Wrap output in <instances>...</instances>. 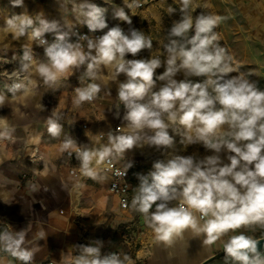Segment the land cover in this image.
I'll use <instances>...</instances> for the list:
<instances>
[{
  "label": "clouds",
  "instance_id": "9594fccd",
  "mask_svg": "<svg viewBox=\"0 0 264 264\" xmlns=\"http://www.w3.org/2000/svg\"><path fill=\"white\" fill-rule=\"evenodd\" d=\"M59 2L63 24L43 14L32 17L26 12L5 20L4 29L16 40L30 36L44 52L38 58L32 47L22 44V55L6 60H18L19 67L7 73L12 82L5 88L11 98L0 91V107L18 96L35 97L34 75L44 87L54 89L63 76L82 66L84 76L95 80L101 66L114 65L115 76L124 77L118 83L117 95L125 109L127 132L109 133V144L100 149L64 139L61 151L71 157L75 150L83 175L100 179L92 167L94 159L100 163L122 157L134 147H154L164 150L166 159L154 162L147 174H136L139 184L131 203L159 241L171 245L191 229L196 236H203L204 244L213 245L229 232L253 225L264 227V89L233 66L232 56L219 43L215 29L225 18L205 12L193 16L192 0H179L180 18L167 33L165 59H137L142 50L151 51L153 41L132 27V19L123 7L115 8L114 18L129 25L127 32L119 25L108 28L107 9L89 0ZM133 2L141 7L138 0ZM10 3L13 7L24 6V0ZM69 5L75 23L67 19ZM168 11L170 15L177 12L171 7ZM77 23L86 25L92 33L106 28L108 31L100 36L81 35L73 31ZM46 33L55 35L54 42L45 39ZM129 55L133 58H127ZM162 66L165 70L156 75ZM180 73L184 78L178 80ZM191 77L204 79L193 82ZM157 81L163 82L158 89ZM100 91L96 83L76 87L74 103L80 106L92 102ZM37 107L45 110L41 103ZM116 115L119 117V110ZM60 119L53 112L46 121L47 132L53 138H59L63 131ZM170 130L180 137L182 145L200 144L212 154L201 158L167 152L176 142ZM14 131L10 127L0 129V140L14 139ZM132 166L129 161L127 170ZM126 174L116 172L118 176ZM37 190L33 185V191ZM26 236V229L14 232L10 225L0 229V250L22 264H31L34 253L24 246ZM38 236L46 239L43 231ZM260 241L244 231L231 235L223 244L225 264H264L258 251ZM102 246L100 240L76 245L79 254L73 256L72 264H126L130 259L120 253L102 256Z\"/></svg>",
  "mask_w": 264,
  "mask_h": 264
},
{
  "label": "crops",
  "instance_id": "0c3cea01",
  "mask_svg": "<svg viewBox=\"0 0 264 264\" xmlns=\"http://www.w3.org/2000/svg\"><path fill=\"white\" fill-rule=\"evenodd\" d=\"M151 1L146 0L142 7H136L131 0H89L107 9L108 28L119 25L126 31L129 25L114 18L115 8H124L132 19L133 27L136 15H146L150 8V5H146ZM125 4L132 7L128 9ZM68 8L67 19L75 23L70 13L71 5ZM25 12L32 17L43 14L45 18L63 24L59 0H24L23 7H13L10 0H0V91L5 92L9 99L11 94L6 91L7 81L2 78L1 72L3 69L19 67V61L8 64L6 60L13 55L19 58L22 44L32 47L34 53L35 47L30 36L16 40L3 26L7 17ZM259 24H262L260 20ZM76 26L88 29L86 25L77 23ZM260 32L259 39L264 49V31ZM46 35L55 40L54 34ZM84 71L85 67L82 66L73 74L63 76L54 89L44 87L39 77L34 75L35 97L25 99L18 96L0 107V129H15L14 139L0 140V229L10 225L14 232L27 230L24 246L34 253L31 264H44L46 261L72 264L73 256L79 254L75 246L88 245L96 240L102 241V256L109 250L117 249L121 257L125 254L130 257L126 264H198L222 251L224 242L239 231L257 237L254 232L258 225H253L229 232L215 244L206 245L203 236H196L188 229L168 245L156 238L153 229L142 226V216L136 219L132 214L138 212L131 203L139 184L136 174H147L154 162L166 159V155H162L164 150L145 145L134 147L122 157H116L126 167L129 161L133 164L128 169L127 208H121L117 195L108 190L107 176L99 173L100 179L92 180L87 176L77 178L70 175L68 168L76 164L77 159L67 158L61 151L64 139L72 138L77 145L100 149L109 144V133L116 135L127 132L123 120L125 109L117 96L118 83L123 81V75L118 78L115 76L114 65L101 66L99 78L95 80L85 77ZM88 83L98 84L101 91L94 101L77 106L74 103L75 88ZM39 103L44 105V111L37 107ZM117 110L119 117L116 115ZM53 112L61 116L59 123L63 131L59 138H53L47 132L46 121ZM116 125L122 126L119 133L114 131ZM175 127L183 131L181 126ZM99 134H103L102 138ZM170 134L175 136L176 142L167 152L177 154L179 136L171 130ZM203 149L198 153L201 158L212 154L210 150ZM96 164L94 159L92 165ZM33 185L37 191H33ZM192 211L197 215L195 210ZM40 231L45 233L46 239H39ZM261 258L264 259V251L261 252ZM223 263L222 259H215L208 264ZM0 264L22 262L0 250Z\"/></svg>",
  "mask_w": 264,
  "mask_h": 264
},
{
  "label": "rangeland",
  "instance_id": "374dc122",
  "mask_svg": "<svg viewBox=\"0 0 264 264\" xmlns=\"http://www.w3.org/2000/svg\"><path fill=\"white\" fill-rule=\"evenodd\" d=\"M148 5L150 8L146 15H136L133 27L143 31L152 39L153 48L151 51L142 50L135 58L160 57L163 60L165 59L164 44L167 43V33L173 22L180 18V3L179 0H152L146 6ZM170 7L176 9L177 12L170 15L168 11ZM190 10L193 16L205 12L225 18L215 29L219 43L232 56L233 66L264 89V49L259 39L260 31H264V0H192ZM259 20L262 24H259ZM122 28L126 31L124 27ZM127 58L132 59L133 57L129 55ZM164 70L163 66L157 69L156 75L163 73ZM230 75H236V73ZM183 78L182 73L176 77L178 80ZM190 79L193 82H201L204 77H191ZM162 83L157 81V89ZM178 145V155L198 156L199 151L204 150L200 144L185 146L180 143ZM132 214L136 219H140V216L142 220L144 219L139 212ZM143 221L142 226H147L145 220ZM121 223L124 222L121 221ZM256 229L257 231L254 232L256 236L264 234V227L258 225Z\"/></svg>",
  "mask_w": 264,
  "mask_h": 264
},
{
  "label": "built area",
  "instance_id": "2783aa9c",
  "mask_svg": "<svg viewBox=\"0 0 264 264\" xmlns=\"http://www.w3.org/2000/svg\"><path fill=\"white\" fill-rule=\"evenodd\" d=\"M138 2L140 3V5L142 7L145 4L146 0H138ZM131 3L135 6V3L133 2V0H131ZM73 31L77 32L81 35L100 36V35H103L105 32H107L108 29L107 30H98L97 32L92 33L88 29H84V28H81L79 26H75ZM45 39L49 43L54 42V40L49 38L48 35H46V34H45ZM72 39L75 40V36H73ZM84 43L86 44V42H84ZM34 47H35V54L37 55V57L42 58L43 52H44L43 47L37 45L35 42H34ZM8 60H11V58ZM11 63H13V62H11ZM11 63H8V64H11ZM15 68H18V67H15ZM15 68L3 69V71L1 72V76H2V78H4L7 81V84H10L12 82L11 80L7 79V73L10 74L11 71ZM118 128H120V130H121L122 126L116 125L114 127V131H117ZM98 136L100 138H102L103 134H99ZM64 154L67 158H73V157L76 158L75 150H73V155L71 157H69L66 152H64ZM92 167L95 168L97 170V172L100 173L101 175H105L109 178L108 190L110 192L114 193L115 195H117L118 203H119V206L121 208H127V206H128V192H129V180H128L129 172L127 170V167L124 166L123 164L119 163V161L117 160L116 157L111 159L110 161L106 160L104 162L97 163L96 165H92ZM117 171H120V172L127 171V174L125 177L118 176V175H116ZM68 173L70 175H72L73 177H77V178L85 177V175H83V173L81 171L80 162L78 160H77L76 164L71 165L68 168ZM175 203H173V204H175ZM197 215L199 217V213H197ZM109 253H120V251L117 249H112V250L107 251L106 254H109ZM120 255H121V253H120ZM44 264H53V262L52 261H46Z\"/></svg>",
  "mask_w": 264,
  "mask_h": 264
},
{
  "label": "water",
  "instance_id": "95a60500",
  "mask_svg": "<svg viewBox=\"0 0 264 264\" xmlns=\"http://www.w3.org/2000/svg\"><path fill=\"white\" fill-rule=\"evenodd\" d=\"M257 239L261 240L260 244H258V251L263 252L264 251V236L257 237ZM215 259H222V261L225 262L223 250L218 252V253H214L213 255L209 256L208 258L204 259L203 261H201L198 264H208L209 262H211Z\"/></svg>",
  "mask_w": 264,
  "mask_h": 264
},
{
  "label": "trees",
  "instance_id": "16d2710c",
  "mask_svg": "<svg viewBox=\"0 0 264 264\" xmlns=\"http://www.w3.org/2000/svg\"><path fill=\"white\" fill-rule=\"evenodd\" d=\"M261 236H264V234L258 235L257 237H261ZM257 237H256V238H257Z\"/></svg>",
  "mask_w": 264,
  "mask_h": 264
}]
</instances>
